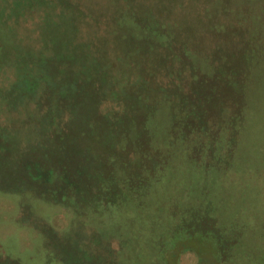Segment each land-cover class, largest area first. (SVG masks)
<instances>
[{
    "label": "rangeland",
    "instance_id": "374dc122",
    "mask_svg": "<svg viewBox=\"0 0 264 264\" xmlns=\"http://www.w3.org/2000/svg\"><path fill=\"white\" fill-rule=\"evenodd\" d=\"M0 1V264H264V0Z\"/></svg>",
    "mask_w": 264,
    "mask_h": 264
},
{
    "label": "trees",
    "instance_id": "16d2710c",
    "mask_svg": "<svg viewBox=\"0 0 264 264\" xmlns=\"http://www.w3.org/2000/svg\"><path fill=\"white\" fill-rule=\"evenodd\" d=\"M10 2V0H3V4H7L8 5V3L7 2ZM12 1V0H11ZM1 2V1H0ZM10 5H11V9L13 10V12H16L17 11V8L15 7V5L11 2L10 3ZM42 5H39V7H41ZM58 10H60V14H61V16H59V17H55L56 19H64V17H63V14H65V10L64 9H62L61 7H58ZM45 11H46V9H45ZM48 12V8H47V11L45 12V14ZM61 12H64V13H61ZM46 16H48V15H45V18H46ZM69 16V15H68ZM70 18V19H69ZM69 18L67 19V20H71L72 22H73V24H74V26H77V24L75 23V17H72V16H69ZM54 21H56V20H54ZM54 27H56L55 25H54ZM133 71H137L138 72V69L136 68V70H133ZM136 73V72H135ZM144 79V78H143ZM146 82H147V79L145 78L144 79ZM131 84H133V82L131 83ZM156 124V123H155ZM147 125H148V127L149 128H151V126H153V124H149V123H147ZM146 125V126H147ZM156 127L157 128H159L160 126L159 125H156ZM162 140V138H161V135L160 134H153V141H156V142H158V141H161Z\"/></svg>",
    "mask_w": 264,
    "mask_h": 264
}]
</instances>
